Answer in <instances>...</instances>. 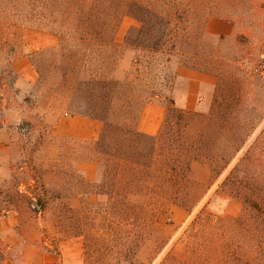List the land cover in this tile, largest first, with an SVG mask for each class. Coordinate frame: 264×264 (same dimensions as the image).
Wrapping results in <instances>:
<instances>
[{
    "label": "rangeland",
    "instance_id": "1",
    "mask_svg": "<svg viewBox=\"0 0 264 264\" xmlns=\"http://www.w3.org/2000/svg\"><path fill=\"white\" fill-rule=\"evenodd\" d=\"M186 2L194 31L173 69L195 67L216 84L196 111H166L157 159L161 167L172 154L177 162L161 172L184 168L172 197L146 192L150 181L139 167L120 170L113 149L96 145L100 136L85 142L54 133L74 115L62 72L41 81L36 71L47 66L42 49L55 38L19 25L9 31L0 17V205L7 210L0 264H38L51 253L65 264H264V0ZM137 26L124 17L117 40ZM106 136L114 148L116 132ZM122 149L146 160L143 145ZM225 162L220 173L210 168ZM201 214L209 220L198 225Z\"/></svg>",
    "mask_w": 264,
    "mask_h": 264
},
{
    "label": "trees",
    "instance_id": "2",
    "mask_svg": "<svg viewBox=\"0 0 264 264\" xmlns=\"http://www.w3.org/2000/svg\"><path fill=\"white\" fill-rule=\"evenodd\" d=\"M0 3L4 6L0 17L9 31L19 25L54 36V43L42 49L48 54L47 66L36 64L39 80H49L53 71L62 72V89L69 93L68 112L104 123L96 145L102 151L113 149L110 151H114L120 170L128 163L142 169L139 177L150 181L144 190L152 196L159 191L170 196L176 193L183 166L173 165V174L163 175L161 171L169 169L170 163L177 159L172 154L166 166L161 167L157 159L161 135H144L137 126L145 105L154 101L163 102L167 110L180 117L188 113L175 105L171 93L177 79L173 64L181 63L185 53L180 45L182 40L193 36V4L186 0H0ZM124 17L135 19L139 26L131 27L124 41L119 42L117 34ZM199 25V31L203 30L202 23ZM199 34L203 36V32ZM191 55H196L194 48ZM112 58L114 61L110 63L108 59ZM79 105L85 112L78 110ZM111 116L117 119L116 123L110 122ZM109 130L117 134L112 140L114 148L107 142ZM142 145L148 148L146 160L137 154L127 155L122 149ZM226 166L227 162L219 167L210 164L217 173ZM17 196L36 207L33 198L20 192ZM1 207L0 215L7 211ZM197 220L199 225L209 219L201 214ZM226 250L224 244L216 249V255H225Z\"/></svg>",
    "mask_w": 264,
    "mask_h": 264
},
{
    "label": "crops",
    "instance_id": "3",
    "mask_svg": "<svg viewBox=\"0 0 264 264\" xmlns=\"http://www.w3.org/2000/svg\"><path fill=\"white\" fill-rule=\"evenodd\" d=\"M177 79L171 97L175 105L186 111L193 112L199 108L200 97L204 91H210L216 84V78L211 74L178 67ZM166 106L163 102L154 101L145 105L138 122V131L144 135L159 134L166 116ZM102 123L98 120L79 115L63 117L55 126L57 136L70 140L91 142L100 136ZM96 170L94 165V171ZM63 255L45 254L38 264H65Z\"/></svg>",
    "mask_w": 264,
    "mask_h": 264
}]
</instances>
